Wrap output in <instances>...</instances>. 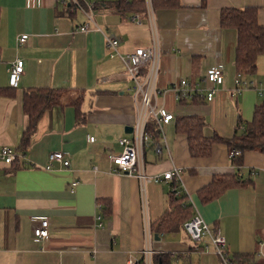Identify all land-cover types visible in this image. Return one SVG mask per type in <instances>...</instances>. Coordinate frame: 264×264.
Instances as JSON below:
<instances>
[{"label":"crops","instance_id":"0c3cea01","mask_svg":"<svg viewBox=\"0 0 264 264\" xmlns=\"http://www.w3.org/2000/svg\"><path fill=\"white\" fill-rule=\"evenodd\" d=\"M181 1L180 8L153 11L161 52L157 102L176 118L205 117L208 136H231L238 118L250 120L254 107L264 101L256 86L264 84V55L250 78L253 84L236 93L237 31L221 27L219 14L227 6H256L264 24V0H207L206 6H201L203 0ZM72 13L61 12L60 0H0V87L10 86L9 67L18 58L24 60L16 96H0V151L4 146L16 150L21 141L28 122L22 97L29 87L68 88L65 103L84 89L86 117L77 123L73 106L53 107L43 114L30 147L19 156L20 168L12 171L0 158V264H137L144 257L145 221L151 224L167 208L172 181L143 185L136 176L115 172L108 158L121 150L118 139L131 134L125 130L136 124L139 98L122 58L111 56L105 34L117 37L125 54L153 44L152 23L143 14L142 23H136L135 15L123 17L104 3L95 14L102 31L90 24L92 29L84 32L85 15ZM25 33L27 43L19 44ZM216 63L224 65L225 78L215 85L213 100L179 102L174 83L187 79L208 88L204 77ZM176 118L164 127L162 152L151 146L144 150L145 173L179 174L182 192L205 221L220 229L229 253L259 251L264 241V153H245L241 173L253 177V185L229 189L202 204L197 191L214 174L235 172V166L222 143L214 145L209 157H192L187 136L176 131ZM54 151H62L70 165L55 161L47 169ZM74 181L79 182L75 188ZM99 199L111 203L102 226L97 220ZM36 215L50 221V234L42 240L33 232ZM152 246L155 252L185 255L188 264H222L209 239L200 249L183 229L160 234L159 239L154 235Z\"/></svg>","mask_w":264,"mask_h":264},{"label":"trees","instance_id":"16d2710c","mask_svg":"<svg viewBox=\"0 0 264 264\" xmlns=\"http://www.w3.org/2000/svg\"><path fill=\"white\" fill-rule=\"evenodd\" d=\"M104 3L123 17L128 14L148 15L147 0H97V8ZM206 3L207 0H203L201 6H206ZM151 6L154 12L161 9H177L182 6V1L151 0ZM61 12L74 14L70 12L68 4L64 6L62 3ZM219 24L223 28L237 31L235 67L242 81L252 83L250 78L257 72L258 59L264 55V24L259 21L258 7H223L219 14ZM256 86H264V84H256ZM16 91L17 87H0V96L14 98ZM68 91V88L51 86H34L24 90L22 105L28 122L17 146V156L13 160L10 170L15 171L20 168L19 156H23L30 147L31 140L37 131L38 122L47 110L56 106H73L76 111L77 123L85 122L86 117L82 110L85 99L84 89H79L77 95L65 103L64 96ZM179 102L203 103L205 96L195 94L192 98H182ZM207 124L205 117L198 114L182 115L176 118V131L187 136L189 153L192 157L211 156L214 145L219 143L227 145L229 152L240 151V153L231 157L235 172L214 174L212 180L197 191L202 204H208L218 199L229 189L253 185V177L244 178L241 171L247 151L264 153V101L254 107L253 116L250 120L238 118L234 133L231 136H223L218 132L208 136L204 133V127ZM146 129L153 137L150 148H155L161 137L156 119H150ZM177 189L178 183L173 180L166 210L150 224L153 235L176 233L184 230L185 222L195 214L196 209L189 196L183 193L181 188V194H177ZM110 204L108 199L98 200L99 214L103 219L110 216ZM198 245L195 244V246ZM198 248L201 249L202 247L198 246ZM228 254L231 264H264V258L258 256V250L228 252ZM188 261L187 256L171 251L155 252L152 256V264H188ZM137 264H145L144 257Z\"/></svg>","mask_w":264,"mask_h":264},{"label":"built area","instance_id":"2783aa9c","mask_svg":"<svg viewBox=\"0 0 264 264\" xmlns=\"http://www.w3.org/2000/svg\"><path fill=\"white\" fill-rule=\"evenodd\" d=\"M64 6H70V12L81 11L86 17V23L81 26V30L84 32L90 31L93 25V29L102 31L100 26L95 22V14L97 12V0H60ZM149 6L148 18L152 23L154 41L149 47H139L134 51L127 52L125 54L120 53L119 46L120 41L117 37L105 34L106 45L111 49V56H120L124 61L126 72L130 79L133 81V90L135 96L139 98V115L136 124L131 134L123 136L118 139V144L121 146V150L118 152H110L108 154L109 161L115 172H127L130 175L136 176L140 179L144 185L147 181H173L178 183L177 194H181L179 185V174L174 171H167L163 175H157L150 177L145 173V159L144 150L150 147L153 143V137L147 131L146 126L150 119H156L158 128L161 134L160 142L155 147L157 153H161L164 147L166 139L164 137V127L175 120V113L167 109L164 105H160L157 102V96L159 89L156 85L159 62H160V47L157 41L156 31L154 30L153 10L151 6V0H147ZM136 23H142V17L137 14L133 17ZM29 35L27 33L22 34L17 42L19 44H26ZM9 72V85L11 87H18L21 77L24 73V60L18 58L8 69ZM225 78V68L222 63H216L212 65L205 74V81L211 84L208 88L203 86H193L187 79H181L173 85V89L176 93L177 99H190L195 94L205 96V100L212 101L216 89L215 85L222 84ZM236 93L243 88L249 87L252 83L242 81L237 78ZM259 93L264 95V86L257 87ZM94 137H89V141H93ZM240 151L230 152V158L239 154ZM17 156L16 150L10 146H4L0 151V158L7 164H12L13 160ZM63 163L65 166L70 165V161L64 159L62 151H54L49 156V161L46 164L47 169L53 167V162ZM177 175V177H176ZM79 184L78 181L73 182L74 188ZM32 219L37 221L38 224L34 228L35 238L38 240L45 239L50 234L49 229V217L48 216H33ZM99 226H102V216L97 215ZM184 230L189 234L191 240L195 244L205 245L206 239H209L213 245L215 252L219 255L222 264H231L227 242L225 236L221 233L218 227L210 225L205 219L198 213L197 209L195 214L185 222ZM145 248L143 250L145 264H152V256L155 250L152 246L154 235L151 231L150 223L145 221ZM258 256L264 258V241L260 243V249ZM131 263V262H130Z\"/></svg>","mask_w":264,"mask_h":264},{"label":"water","instance_id":"95a60500","mask_svg":"<svg viewBox=\"0 0 264 264\" xmlns=\"http://www.w3.org/2000/svg\"><path fill=\"white\" fill-rule=\"evenodd\" d=\"M132 130H133V128H132V127H130V129H129V128H126V130H125V131H126L127 133H130V132H132ZM155 238H156V239H159V235H158V234H156V235H155Z\"/></svg>","mask_w":264,"mask_h":264},{"label":"rangeland","instance_id":"374dc122","mask_svg":"<svg viewBox=\"0 0 264 264\" xmlns=\"http://www.w3.org/2000/svg\"><path fill=\"white\" fill-rule=\"evenodd\" d=\"M256 81V80H255ZM256 82H258V81H256Z\"/></svg>","mask_w":264,"mask_h":264}]
</instances>
